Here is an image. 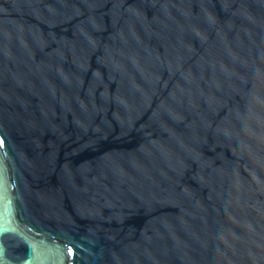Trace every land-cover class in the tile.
<instances>
[{
    "label": "water",
    "instance_id": "obj_1",
    "mask_svg": "<svg viewBox=\"0 0 264 264\" xmlns=\"http://www.w3.org/2000/svg\"><path fill=\"white\" fill-rule=\"evenodd\" d=\"M0 264H264V0H0Z\"/></svg>",
    "mask_w": 264,
    "mask_h": 264
}]
</instances>
